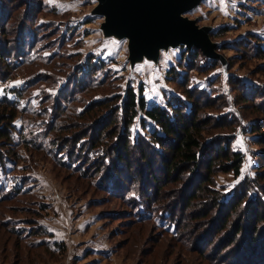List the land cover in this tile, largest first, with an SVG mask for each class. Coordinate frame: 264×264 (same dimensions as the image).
Listing matches in <instances>:
<instances>
[{"label": "rangeland", "instance_id": "rangeland-1", "mask_svg": "<svg viewBox=\"0 0 264 264\" xmlns=\"http://www.w3.org/2000/svg\"><path fill=\"white\" fill-rule=\"evenodd\" d=\"M1 3L4 13L1 9L0 58L11 54L12 49L15 52L19 44L26 45L24 41H28L31 33L35 37L20 70L5 82L0 81V97L17 100L24 105V110L31 107L43 109L45 106L49 113L48 99L58 95L74 72L83 78L84 74L78 70L88 67L90 61L97 64L90 79L109 77L91 94L92 100L110 93L123 94L128 86L136 90L142 87V95L148 104L164 106L174 96L185 100L177 83L173 82L170 70H176L178 78L183 76L186 68L178 64L179 58L183 51L193 47L179 44L160 48L154 60L144 56L131 62L128 39L104 33V16L95 12L97 0H1ZM183 16L194 20L198 26L211 29L210 40L217 44L216 52L225 59L221 62L201 52L208 63L211 61L215 66L205 73L190 70V88L206 90L208 97L215 99L217 104L224 100L225 106L220 112L206 113L216 116L235 109V113L242 114L237 116L238 125L232 143V147L244 156L241 173L234 176L231 172H219L213 177L215 188H220L227 199L241 181V176L256 171L253 153L259 146L253 143L254 134L249 132V125L260 115L253 102L241 105V88L229 83L228 77H240L251 85H264V70L260 67L264 59L249 56L233 46L238 40H245L250 33L256 35L264 46V0H201ZM113 41L120 46L117 47ZM251 41L257 43L254 39ZM12 56L16 57L15 53ZM201 61L202 58L198 59V63ZM77 67L80 68L77 70ZM18 81L21 83L17 84ZM43 122L40 116L31 120L27 131L33 135L40 134ZM21 123L19 118L14 121L16 125ZM154 127L148 119L142 127L137 119L131 129V137L148 135ZM221 131L211 129L207 138H216ZM239 141L243 142V149ZM0 149L2 153L7 151L1 145ZM16 150L19 158L13 155L7 159V168L12 170L7 175L1 173L0 180L8 187L22 184L27 193L19 200L0 203V264L219 263L207 261L191 249H184L176 239L155 228L153 223L163 224L160 218L155 219L156 223L137 222L130 206L120 197L109 194L105 188L97 187L95 179L80 177L56 164L48 154L29 146L18 145ZM14 158L17 162L13 163ZM242 169L247 170L242 172ZM151 173L162 177L157 169ZM131 175L137 179L138 175L133 170ZM186 181L166 186L162 192L167 194V200L163 203L173 205L176 199L179 201ZM177 208L179 214L180 209ZM37 226L43 228L42 236L33 235ZM200 230H196L189 240L195 241ZM214 247L215 242L208 249L211 251ZM259 264H264V259Z\"/></svg>", "mask_w": 264, "mask_h": 264}, {"label": "trees", "instance_id": "trees-1", "mask_svg": "<svg viewBox=\"0 0 264 264\" xmlns=\"http://www.w3.org/2000/svg\"><path fill=\"white\" fill-rule=\"evenodd\" d=\"M1 9L4 13L0 0ZM34 38L31 33L28 41H24L26 45L21 43L15 52L12 49L11 54L0 58L1 82L20 70ZM253 39L257 43H251ZM233 46L249 56L264 59V46L252 33ZM201 58L203 61L198 63ZM208 61L196 47L183 51L178 64L186 68V73L178 78L176 70L170 72L185 100L174 96L164 106L148 104L142 87L136 90L128 86L123 94L110 93L92 100L91 94L109 77L90 79L97 69V64L91 61L88 67L76 68H80L78 72L84 74L83 78L74 72L58 95L48 99L49 113L45 106L24 110V105L17 100L0 97V145L7 148L4 153L0 149V174L7 175L12 170L7 168V161L13 155L18 157V145L29 146L48 154L56 164L78 176L95 179L97 187L105 188L129 205L140 224L160 218L163 224L155 222L153 226L197 256L218 264H259L264 259V85L228 77L229 83L241 88V105L253 102L260 117H255L249 125V132L254 134L253 143L259 146L253 153L256 171L244 175L231 196L225 199L221 189L215 188L213 177L219 172H231L234 176L241 173L244 156L232 143L242 114L235 113V109L231 111L236 115L231 111L216 116L206 113L220 112L225 106L224 100L217 104L206 90L189 86V71L209 72L215 63ZM260 67L264 70V63ZM39 116L44 119V128L40 134L33 135L27 126ZM17 118L22 120L21 125L14 124ZM137 119L142 127L146 119L151 120L154 129L148 135L131 137ZM211 129L222 131L216 138H207ZM154 169L162 177L152 174ZM132 170L138 175L136 180ZM184 179L187 181L182 185L179 201L176 199L173 205L163 203L167 194L162 190ZM22 186L8 187L0 180V203L22 198L27 193ZM199 228L200 233L192 242L189 238ZM33 232L42 236L44 231L37 226ZM214 242L215 247L210 251L209 245Z\"/></svg>", "mask_w": 264, "mask_h": 264}, {"label": "water", "instance_id": "water-1", "mask_svg": "<svg viewBox=\"0 0 264 264\" xmlns=\"http://www.w3.org/2000/svg\"><path fill=\"white\" fill-rule=\"evenodd\" d=\"M201 0H97L95 12L104 16L106 35L128 39L131 62L142 57L156 59L160 48L184 44L196 47L208 58L225 62L210 40L211 29L198 26L183 13Z\"/></svg>", "mask_w": 264, "mask_h": 264}, {"label": "snow or ice", "instance_id": "snow-or-ice-1", "mask_svg": "<svg viewBox=\"0 0 264 264\" xmlns=\"http://www.w3.org/2000/svg\"><path fill=\"white\" fill-rule=\"evenodd\" d=\"M94 2H95V0H94ZM112 43H113V44H116L117 47L120 46V44L117 43V42H115V41H113ZM123 43H126V41L123 42ZM16 83L19 84V83H21V82L18 81V82H16ZM239 143H240L241 148L243 149V142H242V141H239ZM246 170H247V169H242V172H243V171H246ZM242 178H243V176H241V179H242ZM237 182H238V181H237Z\"/></svg>", "mask_w": 264, "mask_h": 264}]
</instances>
